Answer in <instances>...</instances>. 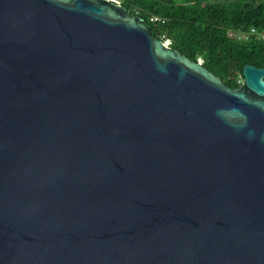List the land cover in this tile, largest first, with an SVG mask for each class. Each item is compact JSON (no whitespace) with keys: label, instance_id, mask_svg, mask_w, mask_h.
Wrapping results in <instances>:
<instances>
[{"label":"water","instance_id":"obj_1","mask_svg":"<svg viewBox=\"0 0 264 264\" xmlns=\"http://www.w3.org/2000/svg\"><path fill=\"white\" fill-rule=\"evenodd\" d=\"M243 75L112 0H0V264H264V67Z\"/></svg>","mask_w":264,"mask_h":264},{"label":"trees","instance_id":"obj_2","mask_svg":"<svg viewBox=\"0 0 264 264\" xmlns=\"http://www.w3.org/2000/svg\"><path fill=\"white\" fill-rule=\"evenodd\" d=\"M153 35L227 85H244L243 67H264V0H120Z\"/></svg>","mask_w":264,"mask_h":264},{"label":"built area","instance_id":"obj_3","mask_svg":"<svg viewBox=\"0 0 264 264\" xmlns=\"http://www.w3.org/2000/svg\"><path fill=\"white\" fill-rule=\"evenodd\" d=\"M112 1H115V2H117V3H119V4H121V1H120V0H112ZM165 43H166L167 45H170V40H169V39L165 40ZM201 60H202V61H201ZM199 61H200V62H203V59L200 58Z\"/></svg>","mask_w":264,"mask_h":264},{"label":"flooded vegetation","instance_id":"obj_4","mask_svg":"<svg viewBox=\"0 0 264 264\" xmlns=\"http://www.w3.org/2000/svg\"><path fill=\"white\" fill-rule=\"evenodd\" d=\"M202 63L205 64L204 61Z\"/></svg>","mask_w":264,"mask_h":264},{"label":"rangeland","instance_id":"obj_5","mask_svg":"<svg viewBox=\"0 0 264 264\" xmlns=\"http://www.w3.org/2000/svg\"><path fill=\"white\" fill-rule=\"evenodd\" d=\"M202 61V60H201Z\"/></svg>","mask_w":264,"mask_h":264}]
</instances>
